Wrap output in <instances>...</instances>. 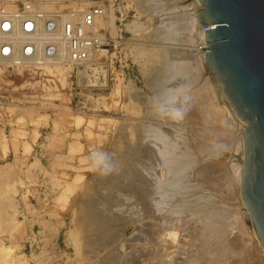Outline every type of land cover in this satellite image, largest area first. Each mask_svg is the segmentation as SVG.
I'll use <instances>...</instances> for the list:
<instances>
[{
  "label": "rangeland",
  "instance_id": "rangeland-1",
  "mask_svg": "<svg viewBox=\"0 0 264 264\" xmlns=\"http://www.w3.org/2000/svg\"><path fill=\"white\" fill-rule=\"evenodd\" d=\"M187 2L185 3L187 4ZM150 3L149 0L147 2L145 0H115V7L117 8V15H115V18L117 19L116 27L119 30V34L112 37L115 38L118 43L117 51L119 52V56L117 59H120L121 62L120 64L119 62H116L115 65H111V67L108 68L106 81L99 89H88L83 87L84 84L93 81L94 78L92 76L83 79L82 83L80 81L78 87H76V85L74 86V84L71 85L70 81L67 79L68 72L62 67H60L61 72L64 71V74H66V82L63 86L59 83L58 77L48 75L43 69L37 70L26 67L17 68L0 64V136L4 139V143L0 145V153L1 150L4 153L8 150L13 153L14 143L16 147L15 156L10 154L8 159L0 161V165H4L5 163L11 164V168H6L10 169L9 172L0 175V219H2L0 220V247L4 246V248L11 251L9 253L12 258L10 257L9 261L7 259L8 263L19 264L21 261V264H109L110 262V264H148V262H151L149 264H162L159 261V255H155L157 253V248L159 249V242L156 238H152V236H154L152 235L153 229L160 223L155 218H149L152 214L148 215V207L144 204V200L145 202L147 200L145 196V188L147 187L148 192V188L152 187V185L148 184H152L154 182V176L156 177L159 175L160 168L157 167L156 164H158L157 160L160 161V158L157 156V158L153 160V163L149 157H146L147 155L149 156V154L145 151V144H150L155 148L156 145L152 140H149L150 143L148 138L145 139L144 131L147 127L153 125L155 128L162 129L161 132H163L164 135L166 134L165 137L167 135L170 137L167 138V136L166 139L177 140V142L181 143L183 140L182 138L189 141L192 140L190 138H195V134L192 133H197L195 126L202 121L199 120V122L196 118L190 117L191 109L186 101L181 98V92H177L176 99L173 104H170L162 99L163 91L161 90V87L158 89L156 86L159 77H157L155 73L157 69L162 66L161 62L165 59L164 54L166 57L169 56V54L170 56H172V54L176 55L174 58L180 57V45H178L179 47H176L177 38H179L180 35L178 32L174 33V30L168 32V29H166L165 31V21L163 22L162 20V18L165 17V14L163 12L160 14L157 11L158 9H156L157 7L155 8V5ZM185 3L182 5L184 7H178L179 9H177L176 12L169 11V14H171L170 12L174 14L180 13L182 10L185 11ZM150 5L154 8L152 7L151 9ZM196 7H198V9L202 8H200L199 5ZM191 8L190 11L194 12L193 7ZM165 13L166 16H168V13ZM194 14L196 13H193V16ZM131 24H138L137 27H139V29L136 32H133L131 28L134 26ZM161 24H164V27L161 26ZM163 30L164 33L162 35ZM157 32L159 33L157 34ZM165 32L167 33V37L171 34V40L166 37L165 40L163 39L164 34H166ZM160 36L162 37L160 38ZM161 39L163 40L160 41ZM177 51L179 52L178 54ZM154 64L155 66H153ZM120 65H127V67L121 69ZM156 65H159V67ZM155 68L156 70H154ZM215 84L220 85L216 82L213 84L215 95H217L214 100V105L221 107L220 109H222L225 124L227 126L223 125V127L218 121L216 124L214 123V126H217V132L219 131L218 134H220V132L225 135L226 133H229L228 136H230V138L236 136L235 138L237 140L238 134L243 129L244 125L238 120H235L233 116H230L231 114L228 112L229 110H227L228 107L225 105L224 100L222 101L223 98L220 96L222 92L220 91V88L218 90V86ZM219 107H216V109ZM202 124L203 123H201V125ZM220 127L222 128L220 129ZM187 132H190L191 137ZM138 135L140 136L138 137ZM239 136L241 137L240 134ZM224 145L225 146L223 147H219L217 143L208 144V150L210 153L208 158H218L220 162H223L220 164L218 163V166L224 164V166H222L223 168L217 166V169L219 168L218 172L213 174L214 179L216 178L215 181L218 183L217 187L209 186L204 183L205 181L203 180H200L201 182H199V180L195 182L188 181L187 183L192 186H187L188 188L186 191L190 189V191L193 190L195 194L198 192V194L193 195L194 197L190 196V199L193 198L194 200L199 197L201 199L198 200H202L201 202H203L207 198H211L210 202L215 201L219 203L218 206L222 205L221 207L223 208L229 207L233 211H240L238 214L240 215L239 217L242 222L239 220L240 222L238 221V223L243 225H233L236 227L232 228H237L238 230L234 229L233 231V229H231L228 238L231 233H233L234 236H237L241 230L240 225L242 227L244 226L243 230L244 232L246 231L245 234H248L251 237L247 236L248 239H252L250 240V244L255 247L252 248L253 252H251L252 254L250 255L252 259H249H251V262L254 264H264V259H262V257H264V255H262L264 254V251H262L255 243L256 241L253 239L254 236L252 235V229L249 222L244 216H241L242 210L241 208L239 210L240 206L238 207L239 203L237 202L238 199H236L237 194H235V182L231 180L235 178L231 175L232 173L229 172L230 169L228 167V162L235 160L233 159L235 158L233 150H236L237 146L235 144L232 145V143H225ZM27 148L29 149L27 150ZM99 157H103L104 163L97 166L95 160ZM149 162L151 163L149 164ZM133 163L134 165L138 164L134 169ZM137 167L138 169H136ZM105 169L107 173H105ZM103 171L107 176L104 173L100 174ZM148 171H152L154 175L151 173L150 175ZM156 171L159 172L156 174ZM142 173H144V175ZM128 174L133 175L131 176L132 178ZM121 176L124 177L122 178ZM129 180L134 181L133 185L132 181L129 182ZM139 180L141 181L139 182ZM150 180L153 182H149ZM184 180L185 178H183V183ZM145 182L148 186H146ZM67 183H72L70 190H65V185H67ZM122 186H124V188ZM232 186L233 188H231ZM193 187H196L197 189ZM88 188L92 190V192L90 191V196H88ZM138 189H141L142 191L144 189V195L141 194V191ZM232 189H234L233 194L235 195L232 194ZM100 191L105 193V196L108 195V201H104L105 196L102 197L103 194H101ZM204 193L209 195L206 196ZM200 195L202 196L200 197ZM136 196H140V198L143 199V196H145V199H142V202H140V198ZM88 197L92 199H88ZM7 198L9 201H6ZM97 198H101L106 204L103 203L101 207L98 203L100 200ZM134 199L137 200V204L133 201ZM220 199L223 200L222 204H220ZM90 200H98V206L101 208L98 207L97 209L104 211L101 213L97 210L96 215L94 213L95 216L90 219H94L93 222L91 221V224L89 222L90 220L88 221L87 218L86 221L84 220L85 215L82 216L84 217L82 219L85 222H80V217L84 212L83 207L86 208L85 204L87 205V201L91 202ZM111 201L114 203L113 205H111ZM122 202L126 206H124ZM79 203H81V205H79ZM204 203L202 204L204 205ZM169 205L172 206V204H168V207H166L167 205L165 206L167 210L170 208ZM104 206L108 212L105 210ZM145 207H147L144 211L146 213L142 212ZM118 209V213L121 214L117 213L116 210ZM140 213L143 216H141ZM85 214L86 217L92 215V213L87 214V212H85ZM136 214H140V217ZM144 214L147 216H144ZM173 215L176 218L177 215ZM78 216L80 221L77 220ZM131 216L132 218H130ZM11 218H14L15 220V222L13 221V224ZM119 218L120 221H118ZM175 218L172 223L173 228L175 230L177 229L178 242L173 249L174 254L173 252L171 254L173 261H171V264L175 262L176 264H192V262H194L193 264H198V262L204 264L203 258L198 259L197 262L196 257L200 256V251H197L198 253L194 252L193 254L195 256L192 257V250L194 251L193 248H199V238L193 237L192 239L190 234L188 235V233H185L186 229L183 230V226L193 227V223H190L193 221L190 220L188 224L184 223V220L181 218H179L181 222ZM7 219H9V222L3 227L2 221H6ZM102 219L106 224H104L105 227L102 225ZM97 220L99 223H97ZM151 220L152 222H150ZM119 222L122 223L120 224ZM15 223L17 224V228H15ZM126 223L127 226L125 225ZM177 223L181 226L183 225V228L181 226L179 228ZM196 223L197 222L194 224L196 225ZM78 224H84V227H79L77 226ZM116 224L117 227H120L118 231L115 226ZM101 225L103 228H106L102 230L103 233L101 230L98 232L96 229V227L101 229ZM85 226L86 231L83 229ZM88 227L93 230L91 231ZM142 228L145 229L142 230ZM80 229L82 230V233ZM104 230H107L108 232ZM178 230H182V232H179ZM83 232L84 235H82ZM133 232H138V234H134ZM73 234H75V237ZM181 234L184 236L182 237ZM233 235L231 234L232 237L229 239L232 241L236 240V246H239L238 242L240 243V240H245L239 235L237 236L238 238L235 236L237 238L235 239ZM87 236H89V238ZM185 236L190 240H186ZM188 236L191 238H188ZM123 239L127 243L122 242L124 241ZM153 240L155 241L156 248L155 244L152 242ZM185 241H187V243ZM232 241L231 243L236 244V241ZM151 243L154 247H152ZM190 243H193V246L190 245ZM122 244H125L123 245V248L121 246ZM187 244L189 245L187 246ZM149 247L154 248V251H152L153 249L150 250ZM86 248L89 249L86 250ZM95 248L97 249L95 250ZM127 249L129 251H127ZM185 249L188 250L186 251ZM136 250H138V252ZM181 250L183 251L181 252ZM123 252L126 253V255ZM188 252H190L191 255L188 254ZM196 254L199 255L197 256ZM3 255L0 254V257ZM131 255L133 256L131 257ZM180 256L185 258V260L191 256V259L189 258L188 261H185ZM97 257L100 258L98 259ZM116 257L118 258V262ZM129 257L131 260L133 259V262ZM89 259L90 261H88ZM108 259H110V261ZM3 263L4 262H1L0 264Z\"/></svg>",
  "mask_w": 264,
  "mask_h": 264
},
{
  "label": "bare ground",
  "instance_id": "bare-ground-1",
  "mask_svg": "<svg viewBox=\"0 0 264 264\" xmlns=\"http://www.w3.org/2000/svg\"><path fill=\"white\" fill-rule=\"evenodd\" d=\"M146 2L148 0H145ZM153 5H155L154 7L156 9H158L157 11L161 14V12H163L165 14V17L162 18L163 22L165 21V31L166 29H168L167 31L169 32L170 30H174V33L175 32H178V34L180 35L179 38H177V45H180L179 47V52H180V57H176L174 58L176 55H173L170 56H165L164 54V57L165 59L162 60V66L159 67V64L157 67H159L156 71V75L158 78V83H157V88L159 89L161 87V90L163 91V95H162V99L165 100V102L167 103H172L174 102V100L176 99V94L177 92H181V98H183V100L186 101V103L188 104V106L190 107V117L192 118H196L198 121H202L201 123H203L201 125V123H197L198 125H194L195 126V130H197L196 132L197 133H192V134H195V138H190L192 139L191 141L189 140H185L184 138H182L183 140L185 141H181L180 142H177V140H168L166 139V136L163 134V132H161L162 129H158L157 127H153L152 126H149L145 129V139L148 138V141L152 140V142L155 143L156 145V148L153 147L152 145L150 144H145V148H146V153L148 152L149 156L147 155L146 157H149L151 162H153V160L155 158H157V156H159L160 158V161H158V164H156L157 167H159V175L158 176H154V179L153 181H149V182H153L152 184H148V185H152L151 188H148V192H147V187L145 188L146 189V193L143 189V191L140 189H138L139 191H141V194L144 195L145 193V196H146V202H145V196L144 199L143 198H140V196H136V197H139L140 198V202H142L141 200L143 199L144 200V204L148 207H145L143 208L144 210L142 212L145 211V209L147 208L148 212L149 213L148 215H151V217L149 216V218H155L157 219V221L160 223L158 224L157 226H155V228L153 229V233L152 235V238H156V240H158L159 242V249L157 248V253L155 255H159L158 257L159 258V261L162 263V264H171V261H172V252H173V249L175 248L176 244H177V229L175 230L173 228V219L175 218L173 214L177 215L175 219H178L181 218L184 220V223H188L190 222V220H192L193 222H190V223H193V227H185V226H180L183 228V230L186 229L185 233H188V235L190 234L192 239L193 237H198V241H200L199 244V248H193L194 251L192 250V257L195 256L193 253L196 252L198 253L199 251V254L200 256L199 257H196L197 258V262H198V259H202L203 258V262L204 264H251L253 262H251V257L250 255L252 254L251 252L252 251V248H255L254 246H252V244H250V240L252 239H248V237H250L248 234H245L244 232V226L242 227L241 223H238V221L240 219V215L238 214V211L235 210L233 211L232 209H230L229 207L227 208H223L221 206H218L219 203L217 202H210L211 198H207L209 200H204L203 202H201L202 200H198V199H201L198 197V199H190V196H193L195 193L192 191H190V189L188 191H186V189L188 188L187 186H192L190 184H188L187 182L188 181H198L201 182L202 180L205 181L204 183L208 184L209 186H212V187H217L218 183L215 181L214 177H213V174L214 173H217L218 172V169H217V166H218V163H223V162H220V160H218V158H213V159H210L208 158V155L210 154L209 153V150H208V144H214V143H217L219 145V147H223L225 146L224 144L225 143H229L232 145L235 144L236 146V150L234 149L233 153H234V157L233 159H235L234 161H230L228 162L229 164V169H230V173H232L231 175L235 178V179H231L235 182V188H236V192L235 194H237L236 196V199L237 202L239 203L238 204V207H239V210L241 208L242 212H241V216H244L245 219H247V221L249 222L250 226H251V223H250V219H249V215H248V212H247V209L240 197V171L242 169V161H243V143H242V139L241 137L239 136V134L241 135V133L243 132V130L245 129L244 126H243V129L239 132L238 134V139L236 140V136L233 137L232 134V138H230V136H228V134L226 133L223 134L220 132V134H218L217 130V126L215 127L214 126V123L216 124L217 121L220 125H226L225 124V119L223 117V112H222V109H220L221 107L219 106H215L214 105V100L216 98L217 95H215V91H214V83H218L214 77V75L208 70L207 66H206V63H205V55L207 53V49L205 51H202V48H204V44L207 45L206 48H208V43H206L205 41V28L206 26H203L200 24L199 22V19L197 17V14H194L193 16V13H197V11L199 10L198 7L196 6H200V10H203L204 7L203 5L200 4V2L198 0H149ZM188 1V2H187ZM187 2L185 8L186 10L180 13H172L173 11L176 12L177 9H179L178 7H184L182 5H184V3ZM145 3V2H144ZM150 3V4H151ZM183 3V4H182ZM151 7V5H150ZM153 7V6H152ZM151 7V9H152ZM153 7V8H154ZM191 7H193L194 9V12L190 11V9H192ZM43 9H53V6H42ZM184 9V8H183ZM156 11V10H155ZM169 11H172L170 12L171 14H169ZM168 13V16H166V13ZM168 17V18H167ZM112 20L114 19L113 17L111 18ZM111 19L109 22L107 21H104V20H99L97 21L96 23V26L95 29H94V32L96 31H99V35L101 36H106L107 34H109L110 36H117L119 34V30L117 29L116 25H113V23L110 25V22H111ZM135 21V20H134ZM139 22V21H138ZM135 23V22H133ZM132 25V24H131ZM138 24H133L131 29L133 30V32H136L139 27H137ZM161 24V26H163ZM163 26V27H164ZM162 27V28H163ZM205 27V28H204ZM214 25H209L207 27V30H212L214 29ZM134 28V29H133ZM143 29V28H142ZM141 29V30H142ZM164 29V28H163ZM159 31V30H158ZM155 33H156V30H155ZM159 32H157L158 34ZM164 33V30L162 32V35ZM166 33V32H165ZM155 35V34H154ZM166 35V36H165ZM176 35V34H175ZM157 37V35H156ZM162 36H160L161 38ZM168 39H172L171 38V34L167 37V33L164 34V40L166 38ZM173 37V35H172ZM163 39H161L160 41H162ZM167 39V40H168ZM159 40V39H158ZM180 43V44H179ZM175 45V44H173ZM172 45V46H173ZM177 51V54L179 53ZM162 53V51H161ZM163 55V54H162ZM182 55V56H181ZM162 59V58H160ZM0 64L2 65H9V64H14V62H10V61H6V60H3L0 58ZM155 66V64L153 65ZM6 67V66H5ZM8 67V66H7ZM25 68L23 67L22 65H19L17 66V68ZM60 67L64 68L67 70L68 72V69L66 67H63L61 65H59L58 62H54V64L52 65H43V71H45V73H47L48 75H52V76H56L58 77V81L59 83L61 84V86H63L66 82V74H64V71L61 72L60 70ZM65 70V71H66ZM156 70V68L154 69ZM68 77V75H67ZM57 79V78H56ZM154 85V86H155ZM174 85V86H173ZM217 85V84H215ZM69 86V85H68ZM218 86V87H217ZM216 87L220 88V91L222 92L221 93V97L223 98L222 101L224 100V103L225 105L228 107H226L227 110H229L228 112L231 114L230 116H233V118H235V120H238L239 122H241L243 124L242 121H240L236 115V113L233 111V109L230 107L229 103L227 102L224 94H223V91H222V88H221V85H217ZM220 86V87H219ZM116 90V89H115ZM116 92V91H115ZM217 93V92H216ZM96 102V101H95ZM221 104V103H220ZM98 105V104H97ZM102 105V104H101ZM167 105V104H166ZM169 106V105H168ZM97 107V106H96ZM216 107H219L216 109ZM223 107V106H222ZM173 113V112H172ZM169 116V115H168ZM225 116V115H224ZM188 120V119H187ZM227 120V119H226ZM234 120V119H232ZM179 121V120H178ZM189 121V120H188ZM199 121V122H200ZM175 122V121H174ZM177 123V122H176ZM55 125V124H54ZM191 125V124H190ZM86 126V125H85ZM227 126V125H226ZM219 127V126H218ZM224 127V126H223ZM222 127H220L221 129ZM226 128V127H225ZM228 128V127H227ZM191 130V129H190ZM189 130V131H190ZM194 130V129H193ZM194 130V132H195ZM226 130V129H225ZM183 131V130H182ZM188 131V130H187ZM222 131V130H221ZM192 132V131H190ZM190 132H187L190 134ZM224 132V131H222ZM166 133V131H165ZM140 134V133H139ZM234 134V133H233ZM176 135V134H175ZM235 135V134H234ZM77 136V135H76ZM140 135H138L139 137ZM194 136V135H193ZM181 137V136H180ZM183 137V136H182ZM190 137H191V134H190ZM240 137V138H239ZM46 138V136H45ZM167 138H170L169 136ZM178 138V137H177ZM62 139V138H61ZM120 139V138H119ZM149 141V142H150ZM3 142V141H2ZM35 143V142H34ZM69 143V142H68ZM151 143V142H150ZM181 144V145H180ZM180 147H179V146ZM216 145V144H215ZM214 145V146H215ZM231 145V146H232ZM127 146V145H126ZM211 146V145H210ZM217 146V145H216ZM238 146H239V149H238ZM125 147V146H124ZM130 147V146H128ZM144 147V146H143ZM141 147V148H143ZM132 148V147H131ZM136 148V147H135ZM140 148V146H139ZM13 149V148H12ZM144 149V148H143ZM16 150V149H15ZM14 150V151H15ZM124 150V148H123ZM130 150V149H129ZM133 151V150H132ZM220 151V150H219ZM130 152V151H129ZM132 153V152H131ZM229 153V152H228ZM126 154V153H125ZM135 155V154H134ZM125 157V156H123ZM130 157V156H129ZM233 157V156H232ZM139 158V157H138ZM144 158V157H143ZM223 158V157H222ZM14 159V158H13ZM124 159V158H123ZM128 159V158H127ZM132 159V158H131ZM136 159V158H135ZM134 160V159H132ZM142 160V159H141ZM16 161V160H15ZM148 161V160H147ZM12 162V161H11ZM14 162V161H13ZM114 162V161H113ZM123 162V161H122ZM142 162V161H141ZM144 162V160H143ZM142 162V163H143ZM149 162V164L151 163ZM136 163V162H134ZM133 163V165H134ZM138 163V162H137ZM141 163V164H142ZM154 163V162H153ZM152 163V164H153ZM113 164V163H111ZM147 164V163H146ZM10 163H5L4 165H0V175L2 174H6L7 172H9L10 169H6V168H11L10 167ZM132 165V164H131ZM138 165V164H137ZM137 165H134L133 169L137 166ZM148 165V164H147ZM110 166V165H109ZM143 166V165H142ZM221 166V165H220ZM218 166V167H220ZM224 166V164L222 165ZM221 166V167H222ZM108 167V166H107ZM111 167V166H110ZM108 167V168H110ZM144 167V166H143ZM142 167V168H143ZM148 167V166H147ZM106 168V167H105ZM129 168V167H128ZM127 168V169H128ZM223 168V167H222ZM104 169V167H103ZM107 169V168H106ZM106 169L104 171H106ZM111 169V168H110ZM131 169V168H130ZM138 169V167L136 168ZM129 170V169H128ZM101 172L100 174L104 173ZM109 172V171H108ZM134 172V170H133ZM132 172V173H133ZM147 172V171H146ZM149 172V171H148ZM157 171L155 172L156 174L158 173ZM227 172V173H229ZM107 173V171L105 172ZM104 173V174H105ZM153 174L152 171L149 172V174ZM126 174V173H124ZM123 174V175H124ZM141 174V172H140ZM144 175V173H142ZM150 174V175H151ZM106 175V174H105ZM129 175V174H128ZM135 175V174H134ZM142 175V177H143ZM154 175V174H153ZM107 176V175H106ZM126 176V175H125ZM130 177L133 176V175H129ZM2 177V176H1ZM55 177V176H54ZM100 177V176H99ZM120 177V176H119ZM122 177V176H121ZM124 177V176H123ZM122 177V178H123ZM145 177V176H144ZM232 177V178H233ZM77 178V177H76ZM75 178V180H76ZM106 178V177H105ZM132 178V177H131ZM129 178V179H131ZM141 178V176H140ZM183 178H185L184 180V183H183ZM139 179V178H138ZM79 180V179H77ZM102 180V178H101ZM123 180V179H122ZM135 180V179H133ZM133 180L132 181V185H133ZM145 180H146V177H145ZM143 180V181H145ZM187 180V181H186ZM201 180V181H200ZM223 180V179H222ZM124 181H125V178H124ZM129 180V182H131ZM141 180H139L140 182ZM147 181V180H146ZM225 181V180H224ZM223 181V182H224ZM128 182V180H127ZM138 182V181H137ZM148 182V183H149ZM222 182V183H223ZM229 182V181H228ZM53 183V182H52ZM198 183V182H197ZM203 183V182H202ZM129 184V183H128ZM139 184V183H138ZM137 184V185H138ZM146 184V182H145ZM184 184H187V185H184ZM193 184V183H191ZM195 184V183H194ZM72 183L65 185V190H70L71 189V186ZM136 185V184H134ZM141 185V184H140ZM146 184V186H148ZM199 185V184H198ZM220 185V183H219ZM223 185V184H222ZM229 185V184H228ZM234 185V184H233ZM62 186V185H61ZM87 186V185H86ZM126 186V185H124ZM124 186H122L124 188ZM195 186V185H193ZM203 186V185H202ZM206 186V185H204ZM145 187V186H144ZM197 187V185H196ZM196 187H193L195 189H197ZM227 187V186H226ZM230 187V185H229ZM228 187V188H229ZM13 188V187H12ZM126 188V187H125ZM139 188V187H138ZM191 188V187H190ZM227 188V190H228ZM233 188V186L231 187ZM7 189V188H6ZM89 189V188H88ZM100 189V188H99ZM121 189V188H120ZM185 189V191H184ZM54 190V189H53ZM119 190V189H118ZM202 190V189H201ZM200 190V191H201ZM212 190V189H211ZM216 190V189H215ZM92 190L89 189V195L90 196ZM97 191V190H96ZM107 191V190H106ZM120 191V190H119ZM122 191V190H121ZM208 191V190H207ZM231 191V190H230ZM234 189H232V194L234 193L233 192ZM101 194H103L102 197H104L106 194L105 193H102V191H100ZM105 192V191H104ZM126 192V191H125ZM129 192V191H128ZM131 192V191H130ZM136 192V191H135ZM143 192V193H142ZM197 192V191H196ZM7 193V192H5ZM69 193V192H68ZM87 193V194H88ZM93 193H94V190H93ZM122 193V192H121ZM105 194V195H104ZM108 194V193H107ZM110 194V192H109ZM123 194H124V191H123ZM198 194V192L196 193ZM195 194V195H196ZM225 194V193H224ZM233 194V195H235ZM13 195V194H12ZM127 195V194H126ZM139 195V194H138ZM204 195L208 196L207 194L204 193ZM226 195V194H225ZM93 196V195H92ZM91 196V197H92ZM110 196V195H109ZM131 196V194H130ZM202 195H200L201 197ZM81 197V196H80ZM95 197V196H94ZM98 197V196H96ZM101 197V196H100ZM101 197V198H102ZM108 195L105 196V199H107ZM134 197V196H133ZM132 197V198H133ZM194 197V196H193ZM210 197V196H209ZM230 197V196H229ZM233 197V196H232ZM3 198V197H1ZM87 198V197H86ZM99 199L100 202H98L101 207L103 205V198L102 199ZM110 198V197H109ZM131 198V200H132ZM88 199H92L90 197H88ZM95 199V198H94ZM104 201H108L105 200ZM138 199V198H136ZM136 199H134L133 201H135V204L136 203ZM203 199V198H202ZM205 199V198H204ZM8 200V198L6 199V201ZM59 200V199H58ZM87 200V199H86ZM129 200V201H131ZM139 200V199H138ZM221 200V199H220ZM9 201V200H8ZM83 201V200H82ZM91 201V200H90ZM98 200H92L91 202H88L87 201V205L85 204V207H83L84 209V212H83V215H81L80 217V220H79V216L77 218L78 221L82 222L83 219L85 217V221H86V218L88 219V221L90 219H92V217H94L96 215V211L98 210L99 212H103L99 209H97L99 206V204L97 203ZM201 203H200V202ZM213 201V200H212ZM222 201L221 200L220 204H222ZM12 202V201H10ZM85 202V201H83ZM112 202V201H111ZM116 202V201H115ZM205 202V203H204ZM219 202V200H218ZM78 203V201H77ZM108 203V202H107ZM110 203V201H109ZM129 203V202H128ZM127 203V204H128ZM133 203V202H132ZM131 203V204H132ZM139 203V202H138ZM204 203V205L202 204ZM83 204V203H82ZM106 204V203H105ZM114 203L112 202L111 205H113ZM116 204V203H115ZM123 204V202H122ZM142 204V203H141ZM168 204H172V206H170L169 210H167L165 208L168 207ZM78 205V204H77ZM79 205H81V203H79ZM124 205V204H123ZM130 205V203H129ZM84 206V204H83ZM107 206V205H106ZM126 206V205H124ZM134 206V204H133ZM141 206V205H140ZM143 206V204H142ZM141 206V207H142ZM99 207V208H101ZM109 207V206H107ZM137 207V205H136ZM144 207V206H143ZM225 207V206H224ZM105 208V206H104ZM133 208V207H132ZM234 208V207H232ZM10 209V208H9ZM14 209V208H13ZM103 209V208H102ZM122 209V208H121ZM135 209V207H134ZM140 209V208H139ZM166 209V210H165ZM82 210V209H81ZM105 210L107 211V209L105 208ZM124 210V209H123ZM72 211V210H71ZM80 211V210H78ZM83 211V210H82ZM110 211V210H109ZM117 213L119 211L116 210ZM137 211V209H136ZM139 211V210H138ZM81 212V211H80ZM85 212H87V214H90L92 213L91 216H87L86 217V214ZM108 212V211H107ZM114 212V210H113ZM141 212V210H140ZM14 213V212H13ZM95 213V215H94ZM100 213V214H101ZM111 213V212H110ZM130 213V212H129ZM146 213V212H144ZM243 213V215H242ZM106 214V213H105ZM112 214V213H111ZM114 214V213H113ZM118 214H121V213H118ZM132 214V213H131ZM141 214V213H140ZM139 214V215H140ZM85 215V216H84ZM103 215V214H102ZM101 215V216H102ZM123 215V214H122ZM138 215V214H136ZM138 215V216H139ZM146 214H144L145 216ZM84 216V217H82ZM121 216V215H119ZM141 216H143L141 214ZM147 216V215H146ZM14 217V216H13ZM104 217V215H103ZM106 217H110V216H106ZM116 217V216H115ZM129 217V216H128ZM140 217V216H139ZM174 217V218H173ZM113 218V217H111ZM132 218V216L130 217ZM148 218V217H147ZM145 218V219H147ZM242 218V217H241ZM105 219V218H103ZM102 219V220H103ZM123 219V218H122ZM125 219V218H124ZM127 219V218H126ZM144 219V217H143ZM186 219V220H185ZM243 219V218H242ZM2 220V219H0ZM5 220V219H4ZM2 221V226L4 227L6 223L9 222V219H7L6 221ZM107 220V219H106ZM110 220V219H109ZM142 220V219H141ZM150 220V219H149ZM154 220V219H153ZM11 221H12V224L15 222L14 218H11ZM14 221V222H13ZM83 221V223L85 222ZM91 221L93 222V220H90V224H91ZM101 221V220H100ZM108 221V220H107ZM112 221V220H111ZM120 221V218L119 220ZM124 221V220H122ZM155 221V220H154ZM239 221V222H240ZM106 222V221H105ZM137 222V220H136ZM139 222V221H138ZM146 222V221H145ZM152 222V220L150 221ZM181 222V221H180ZM195 222L196 225L194 224ZM242 222V221H241ZM1 223V221H0ZM78 223V222H77ZM76 223V224H77ZM88 223V222H86ZM97 223L98 220H97ZM103 223V224H102ZM101 224L104 226V220ZM120 223V222H119ZM122 223V222H121ZM120 223V224H121ZM144 223V222H143ZM147 223V222H146ZM157 223V222H156ZM154 223V224H156ZM183 223V222H182ZM183 223V224H184ZM11 224V225H12ZM16 224V223H15ZM94 224V223H93ZM135 224V223H134ZM137 224V223H136ZM236 224H241L240 225V228L241 230L238 232L239 234H237V236L239 235L241 238L245 239L244 241L240 240V244L239 246H236L237 245V241L235 243L236 244H233L231 243L232 240H230L232 237L231 234L233 235V233L230 234V239L228 238V235L231 231V229H236L238 230L237 228H232V227H236V226H233V225H236ZM84 224L82 225H77V226H83ZM100 225V224H99ZM101 225V226H102ZM106 225V224H105ZM123 225H124V222H123ZM127 226V223L125 224ZM145 225V224H144ZM151 225V224H150ZM176 225V224H175ZM187 225V224H186ZM95 226V224H94ZM98 228L96 227V229L98 230V232H101L103 233V229H106V228ZM117 227V224L115 225ZM135 226V225H134ZM133 226V227H134ZM192 226V225H191ZM84 227V226H83ZM92 227V226H91ZM105 227V226H104ZM137 227V226H136ZM142 227V225H141ZM151 227V226H150ZM15 228H17V224L15 225ZM89 228V227H88ZM87 228V229H88ZM120 227H117V231ZM82 229V228H81ZM80 229L81 233H82V230ZM86 231V226L85 228ZM90 229V228H89ZM88 229V230H89ZM95 229V227H94ZM124 229V228H123ZM136 229V228H135ZM145 229V228H144ZM142 228V230H144ZM152 229V228H151ZM251 229H252V235L254 236L253 239H255V243L260 247V249L262 251H264V249L261 248L260 246V243H259V240L257 239L255 233H254V230L251 226ZM13 230V229H11ZM91 230V229H90ZM93 230V229H92ZM91 230V231H92ZM134 230V229H133ZM139 230V229H137ZM84 231V232H85ZM104 231H107V230H104ZM120 231V230H119ZM141 231V230H140ZM179 232H182V230H178ZM232 231V232H233ZM84 232L82 235H84ZM108 232V231H107ZM113 232V231H112ZM145 232V231H143ZM184 232V231H183ZM88 233V232H87ZM92 233V232H91ZM120 233V232H118ZM131 233V232H130ZM134 233V232H133ZM142 233V232H141ZM184 233V234H185ZM96 234V233H95ZM100 234V233H98ZM105 234V233H104ZM134 234H138V232H135ZM146 234V233H145ZM241 234V235H240ZM244 234V235H243ZM74 237H75V234H73ZM186 235V234H185ZM99 236V235H98ZM104 236V235H103ZM115 236V235H114ZM120 236V235H119ZM118 236V237H119ZM131 236V235H130ZM181 236L183 237L184 235L181 234ZM180 236V237H181ZM187 236V235H186ZM185 236V237H186ZM236 236V235H235ZM233 235V237L235 239H237ZM248 236V237H247ZM89 238V236H87ZM92 237H93V234H92ZM105 237V236H104ZM107 237V236H106ZM129 237V236H128ZM190 236H188V238H191ZM239 237V238H240ZM103 238V237H102ZM137 238V237H136ZM143 238V237H142ZM151 238V236H150ZM232 238V239H234ZM251 238V237H250ZM101 239V238H100ZM110 239V238H109ZM108 239V241H109ZM118 239V238H117ZM116 239V240H117ZM125 239V238H124ZM123 239V240H124ZM127 239V238H126ZM131 239V238H130ZM181 239V238H180ZM197 239V238H195ZM89 240V239H88ZM122 240V239H121ZM134 240V239H133ZM144 240V239H142ZM186 240L187 237H186ZM190 240V239H189ZM188 240V241H189ZM247 240V241H246ZM94 241V240H93ZM102 241V240H101ZM104 241V240H103ZM130 241V240H129ZM135 241V240H134ZM195 241V240H194ZM232 241V242H234ZM239 241V239H238ZM254 241V240H253ZM98 242V241H97ZM122 242H125L122 241ZM143 242V241H142ZM154 244H155V241L153 240L152 241ZM187 243V241H185ZM192 242V240H191ZM111 243V242H110ZM117 243V242H116ZM127 243V242H125ZM129 243V242H128ZM135 243V242H134ZM139 243V242H138ZM144 243V242H143ZM189 243V242H188ZM194 243V242H193ZM193 243H190V245H192ZM196 243V242H195ZM253 243V242H252ZM85 244V242H84ZM95 244V243H94ZM102 244V243H101ZM100 244V245H101ZM131 244V243H130ZM142 244V243H141ZM149 244V243H148ZM152 244V243H151ZM254 244V243H253ZM90 245V244H89ZM107 245V244H106ZM119 245V244H118ZM123 245L125 244H122V248H123ZM127 245V244H126ZM129 245V244H128ZM132 245V244H131ZM130 245V246H131ZM158 245V244H157ZM181 245V244H180ZM189 244H187L188 246ZM87 246V245H86ZM116 246V245H115ZM134 246V245H132ZM161 246V247H160ZM193 246V245H192ZM197 246V245H196ZM3 247V248H1ZM1 251H0V254L3 255L0 257L1 259V262H4L3 264H10L8 263L11 255L7 248H4V246H1ZM7 247V246H6ZM127 247V246H126ZM152 247L153 244H152ZM179 247V246H178ZM82 248V247H81ZM103 248V247H102ZM105 248V246H104ZM107 248V247H106ZM112 248V247H110ZM135 248V247H134ZM155 248H156V244H155ZM188 248V247H187ZM191 248V247H190ZM89 249V248H86V250ZM94 249V248H93ZM97 248H95L96 250ZM132 249V247H131ZM149 249H153L152 251H154V248H151L149 247ZM196 249V250H195ZM83 250V248H82ZM94 250V251H95ZM113 250V249H112ZM144 250V249H143ZM186 251L188 249H185ZM2 251H3V254H2ZM93 251V252H94ZM99 251V250H98ZM106 251V250H105ZM127 251H129L127 249ZM138 252V250H136ZM183 250H181L182 252ZM190 251V250H189ZM198 251V252H197ZM97 252V251H96ZM102 252V251H100ZM115 252V251H114ZM126 252V251H125ZM256 252V251H255ZM92 253V252H91ZM113 253V252H112ZM124 253V252H123ZM127 253V252H126ZM126 253H124L126 255ZM141 253V252H140ZM144 253V252H143ZM154 253V252H153ZM176 253V252H175ZM187 253V252H186ZM261 253V252H260ZM93 254V253H92ZM134 254V253H133ZM174 254V252H173ZM179 254V253H178ZM188 254L191 255L190 252H188ZM198 254V255H199ZM254 254V253H253ZM256 254V253H255ZM262 254V253H261ZM87 255V254H86ZM91 255V254H89ZM100 255V254H99ZM125 255H122L124 257H127ZM144 255V254H143ZM154 255V254H153ZM154 255V256H155ZM182 255V254H180ZM197 255V254H196ZM197 255V256H198ZM264 255V254H262ZM21 256V255H20ZM84 256V255H83ZM94 256V255H93ZM97 256V255H96ZM133 255H131L132 257ZM139 256V255H138ZM141 256V255H140ZM18 257V256H17ZM112 257V256H111ZM137 257V256H136ZM142 257V256H141ZM140 257V258H141ZM148 257V256H147ZM151 257V256H149ZM181 257V256H180ZM255 257V255H254ZM12 258V257H11ZM98 259L100 257H97ZM108 258V257H107ZM117 258V257H116ZM183 258V257H181ZM191 259V256L189 257ZM188 258V259H189ZM251 258V259H249ZM257 258V256H256ZM8 259V261H7ZM96 259V258H95ZM124 259V258H122ZM130 259V257H129ZM180 259V258H179ZM185 260V258H183ZM188 259L186 258V260L188 261ZM261 259V257H260ZM262 259H264V257H262ZM262 259H261V262H262ZM15 260V259H14ZM110 261V259H108ZM131 260V259H130ZM133 260V259H132ZM131 260V261H132ZM148 260H151V259H148ZM183 260V261H184ZM185 260V261H186ZM7 261V262H6ZM12 261V259H11ZM90 261V259L88 260ZM113 261V260H112ZM126 261V260H124ZM130 261V262H131ZM180 261V260H179ZM184 261V262H185ZM260 261V260H259ZM0 262V263H1ZM19 262V261H18ZM40 262V261H39ZM92 262V261H91ZM95 262V261H94ZM99 262V260H98ZM117 262H118V258H117ZM120 262V261H119ZM122 262V261H121ZM127 262V261H126ZM133 262V261H132ZM137 262V261H136ZM145 262V261H144ZM173 262V261H172ZM196 262V260H195ZM196 262V263H197ZM202 262V260H201ZM257 262V261H256ZM255 262V263H256ZM90 263V262H88ZM111 263V262H110ZM109 263V264H110ZM113 263V262H112ZM129 263V262H128ZM146 263V262H145ZM151 263V262H148V264ZM157 263V262H156ZM178 263V262H177ZM194 262H192L193 264ZM200 262H198L199 264ZM18 264V263H17ZM21 264V261L20 263ZM96 264V263H95ZM98 264V263H97ZM120 264V263H119ZM123 264V263H122ZM134 264V263H133ZM147 264V263H146ZM172 264H176L175 263H172ZM180 264V263H178ZM188 264V263H186ZM191 264V263H190ZM201 264V263H200ZM254 264V263H253ZM262 264V263H260Z\"/></svg>",
  "mask_w": 264,
  "mask_h": 264
},
{
  "label": "water",
  "instance_id": "water-1",
  "mask_svg": "<svg viewBox=\"0 0 264 264\" xmlns=\"http://www.w3.org/2000/svg\"><path fill=\"white\" fill-rule=\"evenodd\" d=\"M205 63L238 119L243 161L240 197L264 249V0H198Z\"/></svg>",
  "mask_w": 264,
  "mask_h": 264
},
{
  "label": "built area",
  "instance_id": "built-area-1",
  "mask_svg": "<svg viewBox=\"0 0 264 264\" xmlns=\"http://www.w3.org/2000/svg\"><path fill=\"white\" fill-rule=\"evenodd\" d=\"M116 9L115 0H0V58L14 62L10 67L37 70L58 62L71 85L92 76L83 87L99 89L108 68L121 60L116 39L94 29L112 17L110 25H116Z\"/></svg>",
  "mask_w": 264,
  "mask_h": 264
},
{
  "label": "crops",
  "instance_id": "crops-1",
  "mask_svg": "<svg viewBox=\"0 0 264 264\" xmlns=\"http://www.w3.org/2000/svg\"><path fill=\"white\" fill-rule=\"evenodd\" d=\"M15 140V139H13ZM3 141V142H2ZM4 143V139L0 136V145H2ZM14 145V150H15V143L13 144ZM29 148H27L28 150ZM16 150L13 151V153L10 152V150H8L6 153H4L2 150H1V153H0V161H5L6 159H8L10 157V154L12 155H16Z\"/></svg>",
  "mask_w": 264,
  "mask_h": 264
},
{
  "label": "clouds",
  "instance_id": "clouds-1",
  "mask_svg": "<svg viewBox=\"0 0 264 264\" xmlns=\"http://www.w3.org/2000/svg\"><path fill=\"white\" fill-rule=\"evenodd\" d=\"M103 163H104V159H103V157H99L98 159L95 160V164H96L97 166H100V165H102Z\"/></svg>",
  "mask_w": 264,
  "mask_h": 264
}]
</instances>
